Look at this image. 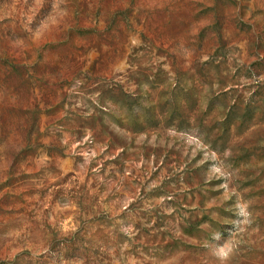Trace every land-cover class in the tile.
<instances>
[{
	"label": "rangeland",
	"instance_id": "1",
	"mask_svg": "<svg viewBox=\"0 0 264 264\" xmlns=\"http://www.w3.org/2000/svg\"><path fill=\"white\" fill-rule=\"evenodd\" d=\"M0 264H264V0H0Z\"/></svg>",
	"mask_w": 264,
	"mask_h": 264
}]
</instances>
